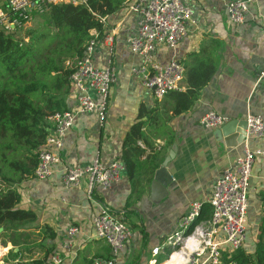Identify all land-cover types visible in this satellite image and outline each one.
Returning <instances> with one entry per match:
<instances>
[{
  "label": "crops",
  "instance_id": "crops-1",
  "mask_svg": "<svg viewBox=\"0 0 264 264\" xmlns=\"http://www.w3.org/2000/svg\"><path fill=\"white\" fill-rule=\"evenodd\" d=\"M131 1L133 4L134 0ZM236 0H187L193 14L188 22L186 37L172 47H160L154 60L167 64L177 60L186 73L179 91H186L187 72L196 57L215 56L219 66L211 82L202 91L198 102L188 111L166 120V129L151 138L159 150V166L174 143L178 149L169 165L173 182L169 194L158 202L152 200L151 183L154 172L147 158L153 149L140 142L145 149L141 167L132 179L124 166L120 179L110 188H96L93 196L87 190V177L76 185L63 181L65 166H79L99 157L108 165L122 158L123 144L132 125L141 117L143 108L172 101L165 95L156 98L143 85L148 64L141 55L131 50V39L138 29L140 14L129 6L106 17L103 35L96 30L98 45L94 61L99 66L114 68L117 79L112 86L107 122L99 125L95 112L80 115L64 138L60 150L61 160L45 180L27 177L19 184V209L36 213V220L19 228H5L0 234V258L10 250L19 252L18 259L25 262L46 260L53 254L63 257L62 264H90L96 256L110 257L112 252L105 240L96 237L93 219L103 207L119 215L130 228L126 246L116 255L117 264H166L172 261L163 251L168 238L178 230L180 220L191 204L203 202V217L212 215L208 199L214 184L222 173L234 167L247 144L227 147L214 136L216 128L201 125L200 119L208 111H217L226 117L247 118L249 113L264 117V0L248 1L243 23L234 24L228 5ZM0 9L10 14V0H0ZM33 9L32 13L37 14ZM36 16V15H35ZM39 16L27 24L35 25ZM112 39H111V38ZM113 48V52H111ZM76 59V58H75ZM68 61L73 65L74 61ZM77 106V92L66 96L65 108ZM146 116L142 117L146 120ZM145 129H149L146 127ZM251 149H264V139L251 138ZM158 166V167H159ZM264 220V155L256 157L249 186L247 238L244 248L253 251ZM79 232L68 236L70 226ZM47 229V230H46ZM55 233L51 237V232ZM264 239V235H263ZM71 240V250L64 243ZM161 247L158 254L153 249ZM168 254V255H167ZM167 256V258H166ZM44 263V264H45Z\"/></svg>",
  "mask_w": 264,
  "mask_h": 264
},
{
  "label": "built area",
  "instance_id": "built-area-1",
  "mask_svg": "<svg viewBox=\"0 0 264 264\" xmlns=\"http://www.w3.org/2000/svg\"><path fill=\"white\" fill-rule=\"evenodd\" d=\"M79 2L81 0H10V14L0 9V27L9 31L16 25H23L21 19H25L27 25L32 20L33 9L43 13L52 4ZM129 10L140 14L138 32L131 39V50L141 55L149 65L143 77V85L156 98L161 99L170 91L180 88L186 69L177 60L167 64L157 62L153 55L160 47L175 46L186 37L193 11L187 0H134ZM247 10L248 1L245 0H236L228 5L234 24L244 22ZM102 21L105 22L106 17ZM97 38L93 34L85 54L77 57L73 63L70 80L72 89L77 92V106L48 117L49 134L34 172L38 180L47 179L53 173L54 166L60 162L64 138L78 116L95 112L99 125L104 126L107 122L111 90L117 74L112 63L106 67L95 63ZM261 79H264V70L259 77ZM227 121L228 117L214 110L208 111L200 119L201 125L207 128L221 127ZM247 121V146L236 165L226 169L217 179L208 199L212 215L209 218L203 217L205 204L193 202L180 220L178 230L168 238L163 251L169 250V258L173 263L220 264L225 251L244 246L247 238L250 178L256 157L264 155V149H251L248 146L251 138L264 139V117L249 113ZM123 169L124 164L120 159H113L105 165L96 157L85 165L65 166L63 181L67 185H76L83 177H87L88 194L93 196L96 188L105 190L118 181ZM93 223L96 237L109 244L112 256H96L90 264H117L116 255L126 246L131 235L130 228L121 216L106 206L95 215ZM79 230L76 225L70 226L68 236L73 238ZM63 248L71 250L72 241L65 242ZM160 250L161 247H156L153 253L158 254ZM62 262L60 254H53L45 264Z\"/></svg>",
  "mask_w": 264,
  "mask_h": 264
},
{
  "label": "trees",
  "instance_id": "trees-1",
  "mask_svg": "<svg viewBox=\"0 0 264 264\" xmlns=\"http://www.w3.org/2000/svg\"><path fill=\"white\" fill-rule=\"evenodd\" d=\"M129 4V0L52 4L43 13H32V20L40 17L35 25L26 27V20L21 19L23 25L9 31L0 27V227L16 229L36 220L35 212L18 208L19 184L34 176L49 134L48 117L66 110L73 72V65L67 62L85 54L93 38L92 30L103 35L106 29L103 17H110ZM218 66L215 56L196 57L187 72V90L166 94L173 102L171 109L166 103L142 109L141 117L132 125L123 144L121 161L132 179L146 166L141 161L145 149L140 142L153 149L147 161L149 169L155 172L159 166V150L153 145L152 136L164 132L166 120L190 110L198 102ZM144 116L146 120L142 119ZM50 235L54 237L55 233L52 231ZM263 235L264 220L255 249H229L223 253L220 264H264ZM18 256L19 252L12 249L0 258V264H44L46 261L25 262Z\"/></svg>",
  "mask_w": 264,
  "mask_h": 264
},
{
  "label": "water",
  "instance_id": "water-1",
  "mask_svg": "<svg viewBox=\"0 0 264 264\" xmlns=\"http://www.w3.org/2000/svg\"><path fill=\"white\" fill-rule=\"evenodd\" d=\"M137 32L138 29L135 30L132 38L135 37ZM247 129V118H231L224 125L215 129L214 136L218 142L225 144L227 147H235L245 142ZM177 149V143H174L168 155L154 172V177L151 183V193L152 200L156 202H158L160 198L169 194V187L173 182V175L169 170V165L175 158ZM2 230L3 228L0 227V232Z\"/></svg>",
  "mask_w": 264,
  "mask_h": 264
},
{
  "label": "bare ground",
  "instance_id": "bare-ground-1",
  "mask_svg": "<svg viewBox=\"0 0 264 264\" xmlns=\"http://www.w3.org/2000/svg\"><path fill=\"white\" fill-rule=\"evenodd\" d=\"M166 264H175V263H173V261H169Z\"/></svg>",
  "mask_w": 264,
  "mask_h": 264
},
{
  "label": "rangeland",
  "instance_id": "rangeland-1",
  "mask_svg": "<svg viewBox=\"0 0 264 264\" xmlns=\"http://www.w3.org/2000/svg\"><path fill=\"white\" fill-rule=\"evenodd\" d=\"M168 253H169V250L167 251ZM168 255V254H167ZM0 257H1V255H0ZM166 258H167V256H166Z\"/></svg>",
  "mask_w": 264,
  "mask_h": 264
}]
</instances>
